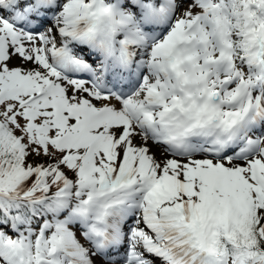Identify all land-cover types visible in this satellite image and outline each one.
I'll list each match as a JSON object with an SVG mask.
<instances>
[{
  "label": "snow or ice",
  "instance_id": "1",
  "mask_svg": "<svg viewBox=\"0 0 264 264\" xmlns=\"http://www.w3.org/2000/svg\"><path fill=\"white\" fill-rule=\"evenodd\" d=\"M0 264H264V0H0Z\"/></svg>",
  "mask_w": 264,
  "mask_h": 264
}]
</instances>
